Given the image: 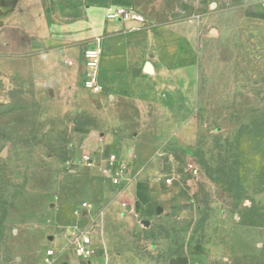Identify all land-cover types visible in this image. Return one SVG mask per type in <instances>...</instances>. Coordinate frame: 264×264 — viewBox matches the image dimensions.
<instances>
[{
  "label": "rangeland",
  "instance_id": "obj_1",
  "mask_svg": "<svg viewBox=\"0 0 264 264\" xmlns=\"http://www.w3.org/2000/svg\"><path fill=\"white\" fill-rule=\"evenodd\" d=\"M209 4L179 29L194 65L154 59V76L0 38V264H45L47 236L76 226L113 264H264V7Z\"/></svg>",
  "mask_w": 264,
  "mask_h": 264
},
{
  "label": "crops",
  "instance_id": "obj_2",
  "mask_svg": "<svg viewBox=\"0 0 264 264\" xmlns=\"http://www.w3.org/2000/svg\"><path fill=\"white\" fill-rule=\"evenodd\" d=\"M209 1L0 0V38L24 37L30 49L41 50L47 60L52 54L64 57L80 49H95L99 44L101 68L117 70L115 77L128 76L127 69L149 75L144 66L148 61L153 64L154 59L169 67L194 65L193 43H188L179 29L195 18L202 21ZM117 7L136 10L146 17L147 25L131 28L129 24L108 21L106 12ZM153 66L155 73L149 76L157 74ZM108 85L117 87L115 80ZM47 238V251L53 250L54 255L48 257L46 251L45 264H113L109 257H96V247L91 258L79 256L68 234ZM196 260V255L183 254L170 257L166 264H199Z\"/></svg>",
  "mask_w": 264,
  "mask_h": 264
},
{
  "label": "built area",
  "instance_id": "obj_3",
  "mask_svg": "<svg viewBox=\"0 0 264 264\" xmlns=\"http://www.w3.org/2000/svg\"><path fill=\"white\" fill-rule=\"evenodd\" d=\"M257 2L264 7V0H257ZM106 19L110 22L129 24L131 28L144 27L148 23L146 17L136 10L121 7L109 9L106 12ZM85 53L91 75H97L101 60L100 45L98 44L95 49H87ZM91 86L96 92L103 91V87L98 84L95 76H93ZM187 170L195 176L198 175L197 167L191 162H188ZM128 171L127 166L119 164L116 156H110L105 173L111 185L115 187L124 186L125 184H123L122 180L128 175ZM167 183H171V179L167 180ZM82 207L85 208L86 213H90L91 206L89 204L83 203ZM68 235L71 237V245L75 248V251L79 256L88 259L95 254L93 240L86 230L75 227L72 231L68 232ZM53 255V250L47 251L48 257H52Z\"/></svg>",
  "mask_w": 264,
  "mask_h": 264
},
{
  "label": "water",
  "instance_id": "obj_4",
  "mask_svg": "<svg viewBox=\"0 0 264 264\" xmlns=\"http://www.w3.org/2000/svg\"><path fill=\"white\" fill-rule=\"evenodd\" d=\"M211 7L214 8L215 7V4L213 3L211 5ZM144 72L146 74H149V75H153L155 73L154 66H153V64L150 61L146 62L145 66H144ZM50 94L52 96L53 95V92L50 91ZM161 212H162V209L159 207L158 210H157V213L158 214H161Z\"/></svg>",
  "mask_w": 264,
  "mask_h": 264
}]
</instances>
